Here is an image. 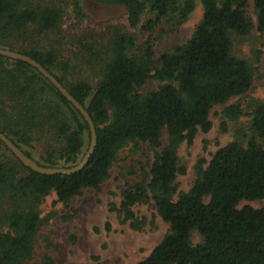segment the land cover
I'll return each mask as SVG.
<instances>
[{
	"label": "trees",
	"instance_id": "1",
	"mask_svg": "<svg viewBox=\"0 0 264 264\" xmlns=\"http://www.w3.org/2000/svg\"><path fill=\"white\" fill-rule=\"evenodd\" d=\"M96 1L122 7L128 25L148 34L144 43L137 46L131 33L113 27L108 38L90 33L78 41L71 59L63 48L46 45L61 24L64 0H0V47L46 68L87 110L96 134L84 166L69 174L34 171L0 140V151L15 159L11 163L0 152V264L33 259L43 222L38 206L46 195L53 191L66 205L84 188L99 190L120 150L132 144L136 152L141 143L153 155L138 161L136 169L129 166L136 179L110 208L121 223L140 230L146 222L133 208L151 203L167 230L135 264H264V203L237 207L242 200H264V99H250L246 128H236V136L209 160H197L188 190H180L177 182L186 173L180 145L190 146L198 131L210 130L215 105L251 89L260 51L254 61L235 55L233 35L249 36L253 30L264 35V0H199L202 15L190 37L158 57L151 33L163 20L174 29L184 23L194 10L192 0ZM71 3L81 17L80 0ZM147 11L152 16L142 23ZM79 61L98 72L94 84L80 74ZM149 78L160 85L143 93ZM243 114L239 102L226 104L221 131ZM0 132L42 166L72 167L90 142L83 116L47 78L28 63L2 55ZM192 231L202 242L192 243ZM40 264L56 263L44 253Z\"/></svg>",
	"mask_w": 264,
	"mask_h": 264
},
{
	"label": "rangeland",
	"instance_id": "2",
	"mask_svg": "<svg viewBox=\"0 0 264 264\" xmlns=\"http://www.w3.org/2000/svg\"><path fill=\"white\" fill-rule=\"evenodd\" d=\"M192 1L194 10L179 27L174 29L170 20H163L151 33L155 57L171 50L174 45L184 43L192 34L202 15L199 0ZM63 3L64 11L57 34H49L46 45L63 48L71 59L74 58L72 51H78V41H85L90 33L108 38L109 30L120 27L134 36L137 46H141L148 37L141 26L132 28L128 25L125 10L120 6L100 4L96 0H80L83 15L77 17L71 0H64ZM249 14L255 22L251 3ZM151 16L147 11L142 23ZM257 50L260 53L257 63H254L256 71L251 89L241 96L232 97L226 103L239 102L244 114L235 123L228 121L225 131H221V110L226 104L215 105L209 115L212 122L210 130L206 133L198 131L192 145H180L178 156L186 167V173L177 177L180 190L186 191L191 186L195 177L194 166L199 158L209 160L219 147L236 136V128H246L249 121L247 112L250 111L246 107L247 102L250 99H264V35L255 30L245 37L233 35L232 51L235 55L254 61ZM77 66L80 67V74L91 84L97 81L98 72H94L91 66L80 61ZM159 85L160 82L149 78L140 91L144 93ZM50 97L55 99L52 93ZM161 138L165 142V132H162ZM34 143L36 152H41L38 142ZM140 147V150L134 152L130 144L120 150L110 168L109 177L100 185L99 190L84 188L66 205L57 200L53 191L42 199L38 209L43 222L36 239L34 257L29 264H40L44 253H48L56 264H135L149 254L167 230V224L154 215L155 210L151 203L138 204L133 208L137 216L144 218L146 222L140 230L121 223L116 211L110 208L111 203H119L122 192L136 179L135 174L129 172V166L136 169L138 161L147 162L153 155L145 143H141ZM1 151L10 162L15 160L9 151ZM263 203L264 200H242L237 207H260ZM202 240L196 231L191 232L192 243Z\"/></svg>",
	"mask_w": 264,
	"mask_h": 264
},
{
	"label": "water",
	"instance_id": "3",
	"mask_svg": "<svg viewBox=\"0 0 264 264\" xmlns=\"http://www.w3.org/2000/svg\"><path fill=\"white\" fill-rule=\"evenodd\" d=\"M0 55L6 56L12 59L22 60L35 69H37L45 78H47L56 88L57 90L69 101L71 104L78 109L80 114L83 116L84 120L89 126V133H90V142L89 145L84 152L81 160L72 167H56V166H42L36 163L33 159L28 157L19 147H17L5 134L0 132V140L9 148L13 154L26 166L30 169L37 171L43 174H55V173H63L69 174L81 169L84 164L86 163L90 153L92 152L95 142H96V134H95V127L94 123L87 112V110L80 104L69 92L68 90L61 85V83L48 71L44 68L40 63H38L33 58L29 57L26 54L20 53L15 50H11L8 48H1L0 47Z\"/></svg>",
	"mask_w": 264,
	"mask_h": 264
}]
</instances>
